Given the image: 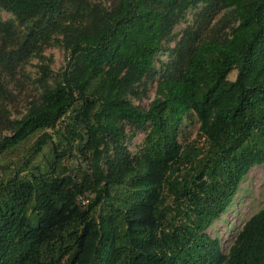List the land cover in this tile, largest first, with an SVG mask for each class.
I'll use <instances>...</instances> for the list:
<instances>
[{"label": "trees", "instance_id": "obj_1", "mask_svg": "<svg viewBox=\"0 0 264 264\" xmlns=\"http://www.w3.org/2000/svg\"><path fill=\"white\" fill-rule=\"evenodd\" d=\"M204 2L233 9L231 36L187 31L158 97L132 105L181 14ZM0 9L19 21L0 43V264H264V208L227 254L206 235L264 165V0H0ZM57 36L71 54L66 71L52 83L42 66L39 98L11 119L3 103L19 100V68ZM193 117L198 140L184 144ZM147 124L133 156L125 128ZM47 147L50 157L32 162Z\"/></svg>", "mask_w": 264, "mask_h": 264}, {"label": "rangeland", "instance_id": "obj_2", "mask_svg": "<svg viewBox=\"0 0 264 264\" xmlns=\"http://www.w3.org/2000/svg\"><path fill=\"white\" fill-rule=\"evenodd\" d=\"M94 4H100L104 7L112 6L117 0H90ZM213 2L200 3L196 7L185 10L174 27L172 34L168 40L163 43L161 51L155 58L154 69L149 75L144 77L135 87L133 93L127 96V101L137 108L148 109L151 103L158 97V85L166 70L178 58L177 48L185 37L187 31L197 32L199 39H219L224 40L231 36L232 30L237 26V20L233 9H219L212 4ZM63 16V15H62ZM19 27L18 19L12 14L0 9V43L2 36L5 34V28ZM71 54L64 48L61 37H53L51 41L44 44L41 51V57L34 56L19 68L18 76L13 86L18 92L21 90L18 102L10 104L3 103L6 106L11 119L20 118L27 114L31 107V101L39 98L41 89L39 78L41 77V67L47 66L50 70L49 81L54 83L58 76L66 71L70 62ZM237 72L233 71L229 75L230 80L236 79ZM9 75L5 74V78ZM149 124L135 130V128L127 126L125 128L126 138L124 145L128 151L134 156L140 151L142 143L146 135L150 132ZM199 121L197 118H186L181 127L179 140L182 143H191L198 140ZM32 144V143H31ZM30 144V145H31ZM200 144V143H199ZM27 145L25 147H29ZM22 147L19 151L8 156L6 162L15 165L18 158L22 156ZM49 148H45V155H34L32 162H42L50 157ZM80 153L77 156L80 157ZM12 157V158H11ZM11 158V159H10ZM10 159V161H9ZM79 161L71 160L67 166L68 176L76 174ZM9 165H12L9 163ZM24 168V167H23ZM88 199L81 198L80 204H88L89 198L93 195H87ZM84 201V204H83ZM264 208V165L253 166L249 173L242 180L238 193L227 212L213 222L206 231V235L211 240L217 239L221 245L223 254H227L240 230L246 222L260 210Z\"/></svg>", "mask_w": 264, "mask_h": 264}]
</instances>
